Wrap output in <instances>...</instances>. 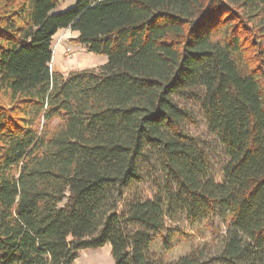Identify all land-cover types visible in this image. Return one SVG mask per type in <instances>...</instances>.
<instances>
[{
    "label": "trees",
    "instance_id": "obj_1",
    "mask_svg": "<svg viewBox=\"0 0 264 264\" xmlns=\"http://www.w3.org/2000/svg\"><path fill=\"white\" fill-rule=\"evenodd\" d=\"M0 0V264H205L168 253L226 213L225 258L264 264V0ZM96 68L52 73L59 30ZM198 104L218 171L188 127ZM160 242L161 251L153 250Z\"/></svg>",
    "mask_w": 264,
    "mask_h": 264
},
{
    "label": "rangeland",
    "instance_id": "obj_2",
    "mask_svg": "<svg viewBox=\"0 0 264 264\" xmlns=\"http://www.w3.org/2000/svg\"><path fill=\"white\" fill-rule=\"evenodd\" d=\"M77 1L60 0L52 13H63L73 8ZM76 36V33L65 29L59 30L53 37V57L50 65L52 73L67 74L71 71L96 68L106 63L105 57L89 54L81 46L74 45L71 40ZM186 105L192 109L196 122L194 126L188 127V132L192 137L198 139L202 147L207 150L212 167L218 171L223 159V150L215 137L208 133L198 104L189 102ZM166 207H168V218L175 224L182 225L186 233L184 240L175 242L172 250L168 253L169 262H174L185 256L191 249L198 248L204 253L205 264H231L225 258L228 233L224 223L226 212L222 208H218L213 214L202 216L195 224L190 225L186 221L184 211L179 203L171 200ZM153 250L161 251L160 242L155 244ZM73 264H114V261L110 255V247L106 245L96 250L80 251ZM237 264H259V261L252 255H247Z\"/></svg>",
    "mask_w": 264,
    "mask_h": 264
},
{
    "label": "crops",
    "instance_id": "obj_3",
    "mask_svg": "<svg viewBox=\"0 0 264 264\" xmlns=\"http://www.w3.org/2000/svg\"><path fill=\"white\" fill-rule=\"evenodd\" d=\"M60 52L58 51V54H59Z\"/></svg>",
    "mask_w": 264,
    "mask_h": 264
}]
</instances>
